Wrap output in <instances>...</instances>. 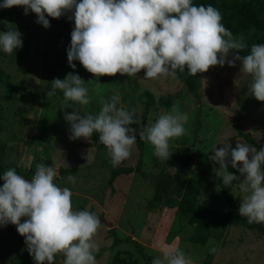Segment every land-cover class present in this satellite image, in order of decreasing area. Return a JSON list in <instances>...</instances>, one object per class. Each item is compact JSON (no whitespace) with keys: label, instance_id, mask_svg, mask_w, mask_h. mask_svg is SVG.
I'll list each match as a JSON object with an SVG mask.
<instances>
[{"label":"rangeland","instance_id":"rangeland-1","mask_svg":"<svg viewBox=\"0 0 264 264\" xmlns=\"http://www.w3.org/2000/svg\"><path fill=\"white\" fill-rule=\"evenodd\" d=\"M19 10L21 17L15 26L8 21H0V32H6L13 26V30L16 28L21 33L23 42L22 48L11 55L0 50V69L7 77L4 82L0 81V106L4 107L0 109V145L5 147L2 151L4 167L0 175L10 168L24 174L29 168L35 170L38 163L57 169L67 168L66 163L68 168H75L74 184L68 182L67 177L58 178L56 183L72 191L74 210H89L99 217L101 226L95 237L98 252L111 244L108 230L113 229L117 237L137 241L152 260L161 255L159 245L167 243L182 250L194 264H206V261L207 264H264V238L242 228L234 220L225 228L211 230L206 244L199 246L187 242L192 229L184 219L179 220L174 215L173 209L159 207L153 210L148 207L158 172L166 164L153 154L149 143L143 140L141 170L145 178L137 174L121 175L109 187L106 184L108 172L98 167L91 141L70 140V125L63 118L64 112L71 113L73 109L81 115L97 114L101 97L109 99L119 95L121 105L139 120L145 101L141 95L147 92L152 96L153 104L143 126H149L164 111L157 100L167 95H179V98L172 100V105L179 103L180 111L187 113L189 119L185 124V135L170 141V152L173 153V148L177 149L174 155L188 152L209 157L224 142H229L232 147L236 142L245 143L244 139L236 136L235 124L240 125L243 133H249L261 147L264 146V102H258L251 96V77L239 71V62L235 67L225 63L223 67L216 66L206 73H198L197 97L187 93L183 84L172 77L149 80L143 78V72L136 76L117 74L114 77H93L78 61H73L75 70L69 67L66 50L70 45L71 33L64 28L62 17L49 18L50 27L45 29L36 23L35 14L29 12L24 15L23 8ZM70 72L78 74L86 82L91 102L89 105L73 104L61 110L63 94L58 90L55 96L47 97L46 92L51 81L64 79ZM98 83L100 87L97 90ZM103 148L105 156L109 157L107 149ZM136 160L137 150L133 146L129 159L117 166L112 165L133 167ZM91 164L95 169L88 167ZM214 167L219 166L209 160L197 194V203L217 212H225L226 207L216 184L219 177L214 174ZM228 170L239 175L230 167ZM166 171L171 174L174 168L168 167ZM239 182L234 181L230 185L237 214L241 199ZM2 185L3 181L0 180V187ZM261 225L264 227V224ZM25 253L26 264H35L15 226H0V264H14ZM62 260V256H57L55 264H62ZM96 262L146 264L128 244L107 249Z\"/></svg>","mask_w":264,"mask_h":264},{"label":"clouds","instance_id":"clouds-1","mask_svg":"<svg viewBox=\"0 0 264 264\" xmlns=\"http://www.w3.org/2000/svg\"><path fill=\"white\" fill-rule=\"evenodd\" d=\"M23 8L37 17L45 29L49 18L60 19L67 14L74 23L67 51V62L73 61L93 77L136 76L144 79L177 77V72L191 76L206 73L225 63L251 77L249 91L258 102H264V44H253L247 54L240 55L248 45L243 36L236 37L225 27L221 12L212 5H194L193 0H2L0 8ZM21 33L0 32V50L11 55L22 48ZM231 55V59L229 56ZM90 82V81H88ZM100 84H97V90ZM63 94L61 110L73 104L89 105L90 89L78 75L68 73L54 79L47 97ZM97 114L81 115L73 109L64 112L70 125V140H89L98 135V142L107 149L114 166L129 159L139 139L153 148V154L164 161L170 156V141L185 135L189 116L180 111L179 103L169 111H161L154 123L143 126L134 113L121 105L119 95L100 98ZM137 125V128L131 127ZM250 132H255L250 130ZM223 185L234 181L241 193L238 214L248 223L264 224V146L259 150L247 143L232 147L224 142L208 157ZM65 167L68 168L65 163ZM236 170L239 175L228 169ZM57 168L44 163L36 165L29 180L14 168L0 175V226L14 225L24 238L28 254L35 264H97L98 244L95 237L101 226L99 217L89 210H74L73 193L59 186ZM69 174L67 181L75 183ZM23 220V222H21ZM161 255L151 264H194L182 250L161 243Z\"/></svg>","mask_w":264,"mask_h":264},{"label":"trees","instance_id":"trees-1","mask_svg":"<svg viewBox=\"0 0 264 264\" xmlns=\"http://www.w3.org/2000/svg\"><path fill=\"white\" fill-rule=\"evenodd\" d=\"M193 4L197 6L201 4L205 6L212 5L221 12L225 27L228 28L234 36H243L244 41L248 45V48H246L244 52H241L240 55L247 54L253 44H264V0H193ZM70 15L69 13L62 17L63 26L68 33H71L70 31L74 27V23L68 19ZM20 17L21 11L18 7L2 9L0 12V21H8L13 26L19 22ZM13 26H11L8 31L13 30ZM1 54L2 52L0 51V55ZM5 78L7 79L0 69V81L5 80ZM176 79L183 84L187 93L197 97L196 90L199 88L197 75L195 77L191 76L187 71L177 72ZM17 85L21 87L19 83ZM141 96L145 97L139 119L143 125L148 111L153 104V99L147 92L142 93ZM174 98H179V95L175 97L167 95L163 98H159L157 104L164 111H169L172 107V100ZM3 108L4 107L0 106L1 110H3ZM195 122L196 128H198L199 123L197 120ZM131 127L139 130L137 125H131ZM234 129L236 130L237 137L244 139L245 143L255 146L257 150L260 149L259 145L249 133H243L240 125L235 124ZM89 140L95 149L96 159L99 162L98 167L108 172L106 184L109 187H111L112 182L121 175L137 174L141 178H145L146 175L141 170L144 141L139 139L138 135L134 145L137 150V160L133 167H113L110 157L105 156L103 145L98 142V135L94 133ZM4 148V145H0V172H2L4 167L2 152ZM172 151L175 153L177 149L173 148ZM173 153L166 161L165 166L158 172V180L154 185L152 197L148 201V207L153 210L159 207L173 209L174 215H176L179 220L184 219L186 225L191 227V234L187 237V242L191 244L204 246L207 239L210 237L211 230L225 228L232 220L242 228L256 232L264 238V227L261 224H249L246 218L240 217L237 214V206L231 195L230 185H223L220 178L216 181V184L222 202L226 207V211L217 212L197 203V194L201 187L204 170L209 163L208 156L193 153L189 154L188 152L179 155H174ZM88 167L95 169L93 164L88 165ZM168 167L174 168L171 174L166 171ZM189 169L192 170V172ZM57 170L59 172V178L67 177L69 174L74 175L76 172L75 168H58ZM27 172L24 174L21 173L20 175L30 180L35 170L29 168ZM30 176L31 178H29ZM108 231L112 238V242L107 248L101 249L103 251L96 252V260L100 258L102 253L107 249L111 250L117 245L128 244L132 247L135 254L146 264H151L152 257L143 251L142 245L137 241L129 237L119 238L114 234L113 229H109ZM26 260L27 253L14 261V264H26ZM207 262L208 261H206V264Z\"/></svg>","mask_w":264,"mask_h":264},{"label":"water","instance_id":"water-1","mask_svg":"<svg viewBox=\"0 0 264 264\" xmlns=\"http://www.w3.org/2000/svg\"><path fill=\"white\" fill-rule=\"evenodd\" d=\"M102 222H103L104 224H106L108 227H110V224H108V223H105L103 220H102Z\"/></svg>","mask_w":264,"mask_h":264}]
</instances>
